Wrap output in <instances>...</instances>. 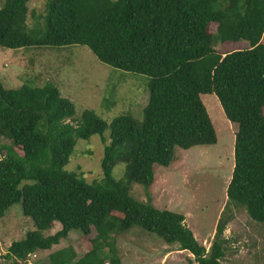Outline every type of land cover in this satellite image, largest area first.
<instances>
[{
	"label": "trees",
	"instance_id": "1",
	"mask_svg": "<svg viewBox=\"0 0 264 264\" xmlns=\"http://www.w3.org/2000/svg\"><path fill=\"white\" fill-rule=\"evenodd\" d=\"M27 3L4 1L1 48L84 46L103 64L148 77L149 96L141 121L122 115L108 124L84 110L72 125L75 106L55 85L5 89L0 81V219L21 204L35 227L12 242L3 258L20 264L59 245L71 231L88 236L94 230L83 256L67 247L38 264H121L112 234L138 227L176 245L196 264H222L228 221L218 220L206 250L182 214L150 204L148 188L154 166L167 168L175 148L217 142L200 98L211 94L236 126L225 209L240 206L264 226V0H46L42 23L32 28ZM216 39L245 41L248 48L220 54ZM94 135L104 144L102 179L88 183L64 167L77 140ZM118 163L125 165L120 181L112 176ZM131 183L144 187L147 203L130 196ZM55 223L60 229L43 235Z\"/></svg>",
	"mask_w": 264,
	"mask_h": 264
},
{
	"label": "rangeland",
	"instance_id": "2",
	"mask_svg": "<svg viewBox=\"0 0 264 264\" xmlns=\"http://www.w3.org/2000/svg\"><path fill=\"white\" fill-rule=\"evenodd\" d=\"M4 1L0 0V8ZM45 1L28 0L29 28L42 23ZM209 32L216 36L215 24H210ZM213 46L220 54L248 48L245 41L222 43L218 39ZM0 81L5 89H17L24 83L34 87L46 83L55 85L61 96L75 106V119L70 121L72 125L77 124L84 110L93 111L108 124L122 115H131L141 121L142 109L149 96L148 77L103 64L84 46L15 50L0 47ZM200 98L215 129L217 142L189 150L175 148L173 161L167 168L154 166V182L148 188L150 204L156 209L182 214L185 225L206 250L211 246L218 220H227L221 263L264 264V226L251 220L240 206L230 204L225 209L236 126L225 118L214 95H201ZM102 137L108 143L109 130ZM103 146L98 135L77 140L65 171L82 175L88 183L101 180ZM112 176L115 180H124L125 165L116 164ZM129 194L142 203L149 199L144 187L138 184L129 185ZM59 229L55 223L42 233L48 236ZM34 230L32 220L22 214L21 204L11 206L0 219V264H9L3 256L10 244ZM95 237L94 230L88 236L71 231L68 239L52 249L57 251L75 246L80 256L91 248L90 242ZM111 239L121 264H196L188 253L178 251L176 245H168L155 234L138 227L112 234ZM49 254L37 252L29 259L32 264H38L46 262Z\"/></svg>",
	"mask_w": 264,
	"mask_h": 264
},
{
	"label": "crops",
	"instance_id": "3",
	"mask_svg": "<svg viewBox=\"0 0 264 264\" xmlns=\"http://www.w3.org/2000/svg\"><path fill=\"white\" fill-rule=\"evenodd\" d=\"M58 231V230H57ZM55 233V232H54ZM54 233H51V235L52 234H54ZM70 234H71V232L69 233V235H68V237H67V239L70 237ZM66 240V239H65ZM64 241V240H63ZM55 246H58V245H55ZM53 248V247H52ZM72 248L74 249V251L76 252V254H77V251H76V247L75 246H72ZM51 251H53L54 252V250L53 249H51V250H48V251H43V252H47V253H52ZM56 251V250H55ZM84 254H82V255H80V256H83Z\"/></svg>",
	"mask_w": 264,
	"mask_h": 264
},
{
	"label": "built area",
	"instance_id": "4",
	"mask_svg": "<svg viewBox=\"0 0 264 264\" xmlns=\"http://www.w3.org/2000/svg\"><path fill=\"white\" fill-rule=\"evenodd\" d=\"M30 256H31V255H30ZM30 256H28V258H27V260H26L25 262H21L20 264H32V263L30 262V259H29Z\"/></svg>",
	"mask_w": 264,
	"mask_h": 264
}]
</instances>
